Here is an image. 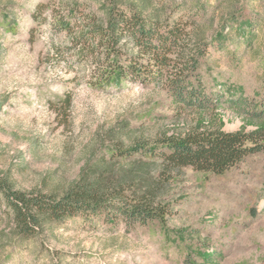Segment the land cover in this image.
<instances>
[{
  "label": "rangeland",
  "instance_id": "obj_1",
  "mask_svg": "<svg viewBox=\"0 0 264 264\" xmlns=\"http://www.w3.org/2000/svg\"><path fill=\"white\" fill-rule=\"evenodd\" d=\"M107 8L105 0H0V173L17 189L59 194L103 170L158 176L146 150H164L153 144L163 136L264 126V0H118L119 10L183 28L202 89L219 98L204 110L176 102L163 80L115 73L100 86L93 72L103 62L64 50L53 18L104 20ZM166 179L164 218L143 225L101 212L21 243L0 222V264H261L264 153L222 174L186 167Z\"/></svg>",
  "mask_w": 264,
  "mask_h": 264
},
{
  "label": "trees",
  "instance_id": "obj_2",
  "mask_svg": "<svg viewBox=\"0 0 264 264\" xmlns=\"http://www.w3.org/2000/svg\"><path fill=\"white\" fill-rule=\"evenodd\" d=\"M105 1L108 8L104 20L53 18V28L64 34V50H78L85 58L103 62L93 72L98 85L115 73L130 82L163 80L179 104L200 110L217 107L219 98L205 93L196 76V64L189 57L186 33L180 25L145 18L137 10H119L115 8L118 0ZM59 50L55 49L56 58L63 54ZM120 56L125 63L110 60ZM153 144L164 149L157 154L155 148L146 150L160 162L158 176L153 177H138L137 172L129 170L126 176L114 178L103 170L80 179L62 193L49 194L17 189L6 173H0V222L9 228L7 234L23 243L76 216L89 218L104 212L128 226L162 219L165 206H161L159 197L166 176L186 167L222 174L243 158L264 153V126L250 132L193 129L183 135L163 136Z\"/></svg>",
  "mask_w": 264,
  "mask_h": 264
}]
</instances>
